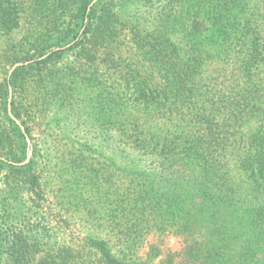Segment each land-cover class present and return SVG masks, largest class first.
Instances as JSON below:
<instances>
[{
    "label": "trees",
    "instance_id": "obj_1",
    "mask_svg": "<svg viewBox=\"0 0 264 264\" xmlns=\"http://www.w3.org/2000/svg\"><path fill=\"white\" fill-rule=\"evenodd\" d=\"M93 1L0 0V264H264V0Z\"/></svg>",
    "mask_w": 264,
    "mask_h": 264
},
{
    "label": "rangeland",
    "instance_id": "obj_2",
    "mask_svg": "<svg viewBox=\"0 0 264 264\" xmlns=\"http://www.w3.org/2000/svg\"><path fill=\"white\" fill-rule=\"evenodd\" d=\"M21 35V33H18ZM18 36V38H20L21 36ZM2 42L0 41V44ZM20 62H23V61H20ZM26 62V61H25ZM19 63V62H17ZM16 64V63H15ZM12 68V67H11ZM10 68V69H11ZM10 71V70H9ZM21 122V121H20ZM22 123V122H21ZM23 125V124H22ZM51 134L53 133L52 130L49 131ZM33 135H36V132H33ZM54 137L57 138V140L59 141L60 138L59 136L57 135V133L55 132L53 134ZM53 136L50 138L49 140V143L50 145H55V144H52V138ZM31 140V139H30ZM31 143H32V140H31ZM59 144V143H58ZM52 149V148H51ZM32 150H33V143H32ZM27 156V155H26ZM33 156V155H32ZM26 160V159H25ZM52 225H54V223L52 222ZM70 233V232H69ZM158 238L156 237V235H150L148 237V244H146L145 246V249L143 250V253L147 252L148 251V248H149V245L150 244H160V247H161V250L163 251V256H165L168 252H179L181 249H182V240L180 238H177V237H173V236H168L166 237L165 239H163L161 242H159Z\"/></svg>",
    "mask_w": 264,
    "mask_h": 264
},
{
    "label": "water",
    "instance_id": "obj_3",
    "mask_svg": "<svg viewBox=\"0 0 264 264\" xmlns=\"http://www.w3.org/2000/svg\"><path fill=\"white\" fill-rule=\"evenodd\" d=\"M98 0H94L90 6H89V9L97 2ZM50 53H47L46 55H44L43 57L39 58L40 60L41 59H44L46 58ZM38 59V60H39ZM30 62H33V61H26V62H19V63H16L12 66V68L10 69L9 71V76L12 75V73L18 68V67H21V66H24V65H28ZM12 97H13V90H12V87L9 86V99H8V110H9V116L11 117L12 120L15 121V123L20 127L22 133L24 135H26V132H25V128L24 126L22 125V123L16 119L11 111V104H12ZM26 141H27V157H26V160L22 163H19V164H15L17 166H23V165H26L27 163L30 162L31 158H32V155H33V150H32V143H31V140L30 138H28V136L26 135Z\"/></svg>",
    "mask_w": 264,
    "mask_h": 264
}]
</instances>
